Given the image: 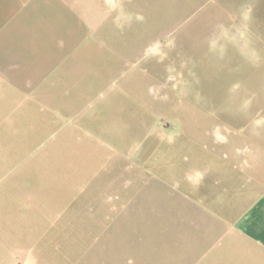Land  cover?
I'll return each mask as SVG.
<instances>
[{"label": "crops", "instance_id": "1", "mask_svg": "<svg viewBox=\"0 0 264 264\" xmlns=\"http://www.w3.org/2000/svg\"><path fill=\"white\" fill-rule=\"evenodd\" d=\"M150 1L0 0V264H57L75 195L97 183L85 205L97 233L105 232L128 195L137 201L145 175L159 179L161 162L167 198L181 192L184 218L198 211L212 220L232 264H264V138L256 130L221 135L191 156L176 146L174 128L160 130L153 94L141 75L127 73L132 63L121 51L129 33L133 51L155 43L136 40L159 33L142 32ZM182 148L189 164L176 180L168 163ZM51 161L73 163L74 179L83 180L73 188L32 185L44 172L31 163ZM126 169L124 185L110 186L116 197H104V175Z\"/></svg>", "mask_w": 264, "mask_h": 264}, {"label": "rangeland", "instance_id": "2", "mask_svg": "<svg viewBox=\"0 0 264 264\" xmlns=\"http://www.w3.org/2000/svg\"><path fill=\"white\" fill-rule=\"evenodd\" d=\"M143 10L142 32L159 33H143L136 40L155 43L133 51L135 34L129 33L121 51L132 63L127 73L141 75L143 89L153 94L160 130L174 128L176 146L186 145L191 156L200 142L221 135L247 138L256 130V137L264 138V0H153ZM182 150L176 149L168 163L176 180L189 164ZM72 166L65 161L31 163V169L44 172L31 179L32 185L73 188L83 178L74 179ZM165 169L161 162L158 180L145 175L137 201L128 195L126 209L102 233H97L95 211L85 205L97 183L75 195L72 217L64 216L61 226L57 264H232L225 243H216L213 221L200 219L198 211L184 218L180 191L168 200ZM128 170H119L117 178L103 176L109 186L104 197H116L110 186L114 180L123 186Z\"/></svg>", "mask_w": 264, "mask_h": 264}]
</instances>
